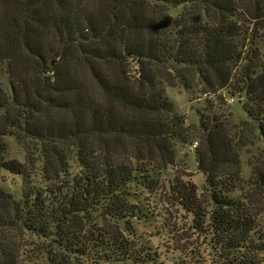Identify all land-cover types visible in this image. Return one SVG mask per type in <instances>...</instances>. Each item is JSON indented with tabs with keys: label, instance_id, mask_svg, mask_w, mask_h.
I'll return each instance as SVG.
<instances>
[{
	"label": "trees",
	"instance_id": "trees-1",
	"mask_svg": "<svg viewBox=\"0 0 264 264\" xmlns=\"http://www.w3.org/2000/svg\"><path fill=\"white\" fill-rule=\"evenodd\" d=\"M0 70V171L23 179L21 198L0 183V264L43 243L53 264L98 247L138 260L139 183L168 189L215 264H264V0H0ZM170 87L237 100L248 120L186 126ZM9 135L34 147L24 160ZM195 141L202 189L178 167Z\"/></svg>",
	"mask_w": 264,
	"mask_h": 264
},
{
	"label": "rangeland",
	"instance_id": "rangeland-1",
	"mask_svg": "<svg viewBox=\"0 0 264 264\" xmlns=\"http://www.w3.org/2000/svg\"><path fill=\"white\" fill-rule=\"evenodd\" d=\"M134 70H136L135 67ZM6 83L7 79L0 70V84L6 86ZM167 94L174 103L177 113L185 119L186 126L198 127L201 118L210 115L211 111H216L218 116L228 115L229 119L234 121L248 120L242 105L231 98L227 103L219 102L215 101L213 95L200 94L199 90H186L182 87H170L167 89ZM4 141L7 146L8 158L24 160L25 152L29 151V148L30 151H33L34 148H27L24 141L20 143L18 137L13 135L4 137ZM194 143L179 145L178 167L180 175H184V180H189L202 189L205 185V175L199 169ZM246 149L241 160L243 177L245 180H249L251 168L248 162L251 155L257 151L251 147ZM79 169L74 161L73 172L76 173ZM0 183L15 197L21 198L23 183L21 176L0 171ZM132 193L136 196H133L131 201L138 206L140 212L138 216L129 219L128 226H133L134 229V237L131 238L139 250L136 256L138 260L124 262H114V259L113 261L103 260L101 256L105 251H102V247L90 251L85 256H79L78 253L70 254V256L69 253H63L62 256H66L71 264H215L210 238L191 228L192 216L187 215L178 206L172 205L168 189L148 191L139 183L133 186ZM120 224L123 228V222ZM262 226L264 236V216L262 217ZM30 249H27L28 252ZM49 249H51L50 245L43 243L41 256L34 262L26 261L25 264H53L44 255V251Z\"/></svg>",
	"mask_w": 264,
	"mask_h": 264
},
{
	"label": "built area",
	"instance_id": "built-area-1",
	"mask_svg": "<svg viewBox=\"0 0 264 264\" xmlns=\"http://www.w3.org/2000/svg\"><path fill=\"white\" fill-rule=\"evenodd\" d=\"M197 143H194V147H196Z\"/></svg>",
	"mask_w": 264,
	"mask_h": 264
}]
</instances>
